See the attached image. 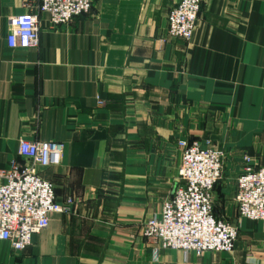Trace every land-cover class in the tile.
<instances>
[{
	"label": "crops",
	"instance_id": "obj_1",
	"mask_svg": "<svg viewBox=\"0 0 264 264\" xmlns=\"http://www.w3.org/2000/svg\"><path fill=\"white\" fill-rule=\"evenodd\" d=\"M179 0H95L91 12L9 48L13 19L38 0H0V169L22 140L60 142L39 168L57 201L33 245L0 241V264H264V221L239 219L245 156L264 168V0H202L191 41L167 36ZM226 152L213 190L219 218L239 226L233 253L161 250L143 236L181 185L180 141Z\"/></svg>",
	"mask_w": 264,
	"mask_h": 264
},
{
	"label": "built area",
	"instance_id": "obj_2",
	"mask_svg": "<svg viewBox=\"0 0 264 264\" xmlns=\"http://www.w3.org/2000/svg\"><path fill=\"white\" fill-rule=\"evenodd\" d=\"M39 4L13 19L7 43L13 50L35 47L39 41V16L49 15L52 27L67 25L91 12L95 0H38ZM202 9V0H179L168 15L167 36L191 41ZM181 185L164 201L160 215L147 219L143 236L161 250H180L200 256L206 252L233 253L239 226L219 218L213 190L223 178L226 152L210 140L180 141ZM65 145L60 142L22 140L19 156L10 168L0 169V241L15 252L33 245L35 235L47 229L54 213H70L74 200L57 201L54 184L41 177L39 168L60 165ZM244 172L237 179L239 219L264 221V168L245 156Z\"/></svg>",
	"mask_w": 264,
	"mask_h": 264
}]
</instances>
